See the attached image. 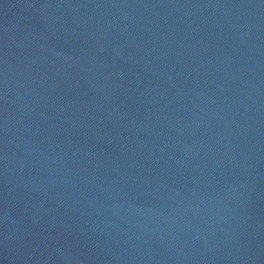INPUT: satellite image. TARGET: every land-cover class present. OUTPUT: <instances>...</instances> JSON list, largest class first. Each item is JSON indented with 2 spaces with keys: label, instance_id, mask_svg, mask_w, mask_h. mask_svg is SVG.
Instances as JSON below:
<instances>
[{
  "label": "water",
  "instance_id": "water-1",
  "mask_svg": "<svg viewBox=\"0 0 264 264\" xmlns=\"http://www.w3.org/2000/svg\"><path fill=\"white\" fill-rule=\"evenodd\" d=\"M0 264H264V0H0Z\"/></svg>",
  "mask_w": 264,
  "mask_h": 264
}]
</instances>
